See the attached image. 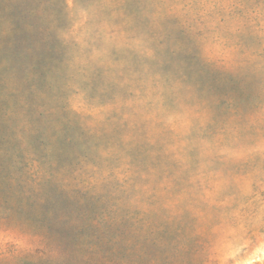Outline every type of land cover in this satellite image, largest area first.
<instances>
[{
    "label": "rangeland",
    "instance_id": "rangeland-1",
    "mask_svg": "<svg viewBox=\"0 0 264 264\" xmlns=\"http://www.w3.org/2000/svg\"><path fill=\"white\" fill-rule=\"evenodd\" d=\"M0 264H264V0H0Z\"/></svg>",
    "mask_w": 264,
    "mask_h": 264
},
{
    "label": "trees",
    "instance_id": "trees-1",
    "mask_svg": "<svg viewBox=\"0 0 264 264\" xmlns=\"http://www.w3.org/2000/svg\"><path fill=\"white\" fill-rule=\"evenodd\" d=\"M2 151H3V149H1ZM4 152V151H3ZM4 153H6V152H4ZM4 155H6V154H4Z\"/></svg>",
    "mask_w": 264,
    "mask_h": 264
}]
</instances>
